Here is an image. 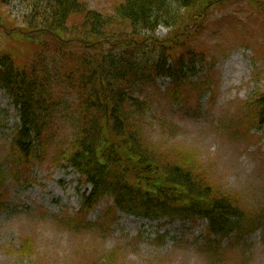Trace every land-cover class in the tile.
<instances>
[{
  "label": "trees",
  "instance_id": "obj_1",
  "mask_svg": "<svg viewBox=\"0 0 264 264\" xmlns=\"http://www.w3.org/2000/svg\"><path fill=\"white\" fill-rule=\"evenodd\" d=\"M16 1L24 10L8 19L3 8L11 0H0L6 37L0 44V92L19 117L10 143L16 161L44 160L53 148L55 166L74 170L90 186L75 220L84 222L107 198V215L198 218L206 221L208 238L239 233L244 215L236 197L207 181L189 155L160 154L147 143L142 122L144 91L158 80H169L174 101L186 100L183 82L206 58L196 62L188 43L197 36L190 28L223 0H122L112 14L81 0ZM249 2L264 11V0ZM161 27L168 29L163 38L156 36ZM54 57L64 61L51 70ZM257 96L255 120L262 126L264 93ZM58 115L68 128L60 136ZM2 178L0 169V184Z\"/></svg>",
  "mask_w": 264,
  "mask_h": 264
},
{
  "label": "rangeland",
  "instance_id": "obj_2",
  "mask_svg": "<svg viewBox=\"0 0 264 264\" xmlns=\"http://www.w3.org/2000/svg\"><path fill=\"white\" fill-rule=\"evenodd\" d=\"M81 1L112 14L122 0ZM22 10L16 0L3 8L8 19ZM199 24L190 28L197 37L188 46L196 62L206 58L183 82L186 100L174 101L167 79L146 88L143 133L160 154L195 159L207 181L236 197L241 231L212 239L202 219L107 215V198L84 222L75 220L90 187L70 168L55 166L52 147L44 160L16 161L10 143L18 113L0 92V264H264V125L255 120L257 95L264 93V11L249 0H223ZM167 32L160 28L156 36ZM63 61L54 57L51 70ZM65 124L58 115L57 135L68 131Z\"/></svg>",
  "mask_w": 264,
  "mask_h": 264
}]
</instances>
